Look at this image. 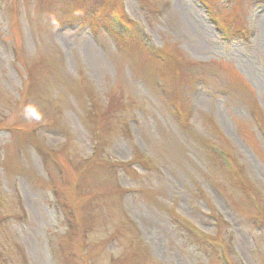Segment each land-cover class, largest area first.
I'll use <instances>...</instances> for the list:
<instances>
[{"label": "rangeland", "instance_id": "374dc122", "mask_svg": "<svg viewBox=\"0 0 264 264\" xmlns=\"http://www.w3.org/2000/svg\"><path fill=\"white\" fill-rule=\"evenodd\" d=\"M214 239L264 264V0H0V264H226Z\"/></svg>", "mask_w": 264, "mask_h": 264}]
</instances>
